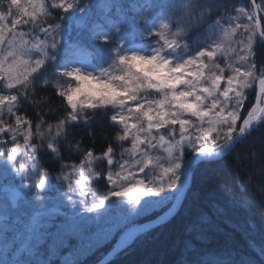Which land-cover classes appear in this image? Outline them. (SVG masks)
<instances>
[{
  "label": "snow or ice",
  "instance_id": "snow-or-ice-1",
  "mask_svg": "<svg viewBox=\"0 0 264 264\" xmlns=\"http://www.w3.org/2000/svg\"><path fill=\"white\" fill-rule=\"evenodd\" d=\"M262 13L264 0H0V175L16 184L11 204L0 201V219L7 229L13 216L27 217V243L13 248L11 264H84L117 236L107 256L119 258L182 210L184 252L234 231L226 210L193 212L202 196L195 180L254 134L260 183L254 188L249 175L221 194L246 210L258 190L264 207V60L254 47H264ZM48 89L62 109L54 120L46 119L56 111L42 94ZM98 119L114 131L96 154L76 129L91 138ZM33 187L29 198L25 189ZM61 209L66 214L57 215ZM93 229L87 248L73 243ZM47 238L70 254L80 249L76 258L41 254Z\"/></svg>",
  "mask_w": 264,
  "mask_h": 264
},
{
  "label": "trees",
  "instance_id": "trees-1",
  "mask_svg": "<svg viewBox=\"0 0 264 264\" xmlns=\"http://www.w3.org/2000/svg\"><path fill=\"white\" fill-rule=\"evenodd\" d=\"M242 2L250 4V0H242ZM261 26L264 27V19L261 20ZM254 47L256 52L255 58L259 63L264 60V47L259 44ZM42 94L51 96V107L52 109H56V111L50 112L46 119L54 120L62 114V109L59 108V97L54 95V90L52 89H48L46 93ZM252 99L254 100V94ZM246 105L248 106L247 101L245 103ZM27 111L30 116L33 115L31 105L28 106ZM92 127L94 130L93 137L90 138L84 129L77 128V138L79 135L80 137L83 136L85 146L92 148L96 154H99L107 147L109 142H112L114 130L109 126L106 119H98ZM254 137L255 139L250 138L243 146H240L238 154L234 152L218 164L202 166V170L197 174L195 180V187L198 191L202 192V196L193 209V212L204 211L215 214L217 208H220L221 211L226 210V214L230 216L233 225L236 226L234 231L231 227L227 230H221L219 234L209 236L197 244L191 252H184L179 248V238L183 235V228L188 219V212L182 210L180 215L175 217L167 228L163 230L155 228L147 243L136 247L126 254L120 255L119 258H114L109 264H184V262H189V264H264V256L260 255V248L264 247V207H261L259 203L262 197L258 190L254 191L251 197L255 203L246 210L232 206L225 200V196L221 194L223 187L230 186L234 188L237 183L247 179L249 175L253 176L252 185L254 188L260 183V161L259 159L254 160L252 158V151L254 147L259 152L261 140L258 134H254ZM42 164L49 167L51 171H56L59 168L51 165L49 161H42ZM38 175V172L31 174L27 180L28 184H34ZM34 191L35 189L33 187L28 188L25 192L30 198ZM186 204L188 207H191L189 202H186ZM163 210L158 209L157 211L162 213ZM57 214L64 215L66 213L63 210ZM154 216L155 214H152L149 217L143 218L141 222L153 219ZM2 229L4 227L0 228L1 243L4 240H11L13 242L10 245L12 248L19 247L22 244L20 242L23 239H17L9 234L12 227L7 228L10 230L9 232L6 230L2 231ZM93 231L94 229L87 230L83 234L85 237L88 235L89 240H87L88 238L79 240V238L78 240L75 239L73 243L77 244L80 241L79 243L80 245L82 244V247H85L87 244L90 245L93 243L90 238ZM117 237H113L110 244H103L95 252L84 257V264H95L98 262L107 254L111 248V244L115 242ZM237 238L242 241V243L238 241V247L241 243L248 250V253H244L241 258L239 256L235 257L234 253L228 250L230 246L227 248L225 245L226 242L229 243L230 239L236 241ZM11 250L13 251V249ZM40 251L43 254L48 250L41 246ZM226 251H229L228 255H226ZM4 257L7 258L5 259ZM12 258H17V256L12 257L8 254L1 255L0 253V260L7 261ZM11 261L7 262L11 264Z\"/></svg>",
  "mask_w": 264,
  "mask_h": 264
},
{
  "label": "rangeland",
  "instance_id": "rangeland-1",
  "mask_svg": "<svg viewBox=\"0 0 264 264\" xmlns=\"http://www.w3.org/2000/svg\"><path fill=\"white\" fill-rule=\"evenodd\" d=\"M94 15L98 18L99 17V12L94 13ZM25 183L28 184L27 181H25ZM12 188L16 189V184L13 183V178L10 175H8V176L0 175V201H4L5 197H7L8 202L10 204V198H12L11 197ZM26 190H28V188H26L25 191ZM21 195L22 196L24 195L23 192H21ZM54 195H57V194H54ZM50 201H51L50 206L54 207L55 206V202H54V200H52V197H50ZM61 211H63V209H61L60 212ZM0 215H2V213H0ZM13 218H15V216H13ZM26 219H27V217L25 215L21 214V218L19 220H17L15 218L16 221L15 222L13 221L12 226H11L12 227L11 231L9 229H5V228L2 229V231L3 230H6L8 232L10 231L9 234L11 236L16 237L17 239H23V240H21L20 243L24 244L25 242H27V236H26V232H25V221H26ZM3 225H4V222H3ZM3 225L0 226V228H2ZM93 232L90 235L91 236L90 238H91V240L93 242H95L96 237L93 235ZM84 238H88L87 240H89V236L88 235L86 237H85V235H83L82 238H80V239L77 238V240L78 239L79 240H81V239L84 240ZM111 241H112V239L109 240L107 243H104V245H107ZM79 242L80 241H78L77 244L80 245ZM87 242H89V241H87ZM11 244H13V242L11 240H6V241L4 240L3 243L0 242V253H1V255L2 254H5V255L8 254V255H10L12 257L18 255V254L17 255L13 254V251L11 250L13 248L10 246ZM41 246H42V248L48 250V252H50L51 250L55 249L56 254L51 257L53 259V261L72 260V259L76 258L75 257V253L80 250V249H74L73 253L70 254L69 251L65 250L63 247L60 246V242L57 239H51V238H47L45 241H42L41 242ZM88 246H89V244H87L83 248H87ZM4 258L6 259L7 257H4ZM14 259L15 258H12V259H9L7 261H10V260L13 261Z\"/></svg>",
  "mask_w": 264,
  "mask_h": 264
},
{
  "label": "bare ground",
  "instance_id": "bare-ground-1",
  "mask_svg": "<svg viewBox=\"0 0 264 264\" xmlns=\"http://www.w3.org/2000/svg\"><path fill=\"white\" fill-rule=\"evenodd\" d=\"M253 101H254V100H253ZM245 107H248V106L246 105ZM242 114H243V113H242ZM76 132H77V131H76ZM76 136H78V134H76ZM78 138H80V135H79ZM65 158H66V159H69V157H68L67 155H66ZM71 159H72V160H75L77 163L79 162L78 157H76L75 155H73V156L71 157ZM49 162H50L51 165H53V164L51 163V161H49ZM50 164H49V166H50ZM55 166H56V168L59 167V165H55ZM96 166H97V167H101L100 164H97ZM15 190H16L15 188H12V191H11V197H12V195H13L12 193H14ZM100 190H101V191L103 190V185L100 186ZM160 209H163V208H160ZM157 210H158V209H157ZM57 215H61V216H62L63 214H57ZM13 219H15V218H13ZM153 219H154V218H153ZM3 222H4V221L0 220V225H2ZM156 228H159V227L157 226ZM242 239L245 240L244 238H242ZM238 241L242 243V241L239 240V238H237L236 241H234L233 239H230L229 243L226 242L225 245L227 246V248L230 246L228 250H229L230 252L232 251V253H234L235 257H236V256H239V257L241 258L242 255H243L244 253H248V250H246V249L242 246L241 243H240V246L238 247V245H237ZM23 243H24V242H23ZM25 243H27V242H25ZM115 243H116V242H114V243L111 244V248H110V250L112 249V246L115 245ZM109 244H110V243H109ZM229 251H226V252H227L226 255L229 254ZM243 258H245V257H243Z\"/></svg>",
  "mask_w": 264,
  "mask_h": 264
},
{
  "label": "water",
  "instance_id": "water-1",
  "mask_svg": "<svg viewBox=\"0 0 264 264\" xmlns=\"http://www.w3.org/2000/svg\"><path fill=\"white\" fill-rule=\"evenodd\" d=\"M13 194V193H12ZM10 201H12V198H11V200ZM147 222V221H146ZM146 222H143V223H146ZM114 246V245H113ZM111 251V250H110ZM104 258H106L109 262H111L113 259H114V257H112V256H104ZM96 264H99V262H97Z\"/></svg>",
  "mask_w": 264,
  "mask_h": 264
}]
</instances>
